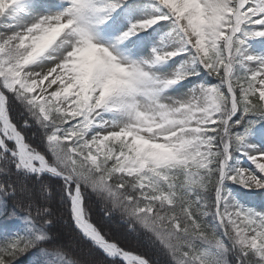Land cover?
<instances>
[{
    "label": "snow or ice",
    "instance_id": "obj_1",
    "mask_svg": "<svg viewBox=\"0 0 264 264\" xmlns=\"http://www.w3.org/2000/svg\"><path fill=\"white\" fill-rule=\"evenodd\" d=\"M0 29V264H84L53 203L90 264H264V0H0Z\"/></svg>",
    "mask_w": 264,
    "mask_h": 264
},
{
    "label": "trees",
    "instance_id": "obj_2",
    "mask_svg": "<svg viewBox=\"0 0 264 264\" xmlns=\"http://www.w3.org/2000/svg\"><path fill=\"white\" fill-rule=\"evenodd\" d=\"M16 117V119H19L18 114H16ZM28 135L31 136V131H29ZM34 141L38 143V139ZM0 179H2V177H0ZM52 211V220L54 222V225L50 228L52 236L57 239L58 243L69 246V248L71 249L70 254L74 255V257L83 260L84 264H90V262L96 258L95 254L90 253L88 247L79 241V239L72 232L71 228L67 225L66 221L60 219V213L57 210L56 204L52 206ZM91 216L93 222L97 224L100 230L108 234L107 238L109 240L116 241L120 243V245L125 249L144 255L145 258L151 259L153 261L159 258L155 247L148 243L143 235L136 236L135 234L128 233L127 226L121 221L119 214H115L110 218L105 217L103 214L102 204L95 202V198H93ZM55 226L59 227V229L65 230L68 233V236L62 235L61 233H56L54 235L52 229ZM121 231L125 233L129 238H127V236L120 237L119 232ZM67 237H72L74 239L73 245L75 247H72L70 245ZM30 256V254H25L24 256L19 257L18 260L23 264H30V262L34 259L33 256L32 258Z\"/></svg>",
    "mask_w": 264,
    "mask_h": 264
},
{
    "label": "rangeland",
    "instance_id": "obj_3",
    "mask_svg": "<svg viewBox=\"0 0 264 264\" xmlns=\"http://www.w3.org/2000/svg\"><path fill=\"white\" fill-rule=\"evenodd\" d=\"M0 31H2V29H0ZM19 113V109L17 108V109H14V111L12 112V117H13V119H14V121H16V122H20L19 121V119H16L17 117H16V114H18ZM34 144L35 143H37V142H35V141H32ZM245 166H247V164L245 165ZM247 191V190H246ZM252 191H258V190H252ZM241 195H242V197L243 198H245V199H250V200H254V203L255 204H257V205H259L260 204V202H261V198L260 197H250V196H248L247 194H245L244 192H243V190H241ZM53 205H55V203H53L52 204V206ZM55 221V220H54ZM61 221V220H60ZM54 225V222L52 223V225H51V227ZM53 232H54V235L56 234V233H61L62 235H65V236H68V233L65 231V230H63V229H59V227H57V226H55L53 229ZM68 238V237H67ZM68 240H69V243H70V245L72 246V247H75L74 245H73V243H74V239L72 238V237H70V238H68Z\"/></svg>",
    "mask_w": 264,
    "mask_h": 264
},
{
    "label": "bare ground",
    "instance_id": "obj_4",
    "mask_svg": "<svg viewBox=\"0 0 264 264\" xmlns=\"http://www.w3.org/2000/svg\"><path fill=\"white\" fill-rule=\"evenodd\" d=\"M259 191V190H258ZM119 234H120V237H125V236H127L125 233H123L122 231L121 232H119ZM127 238H129L128 236H127Z\"/></svg>",
    "mask_w": 264,
    "mask_h": 264
}]
</instances>
